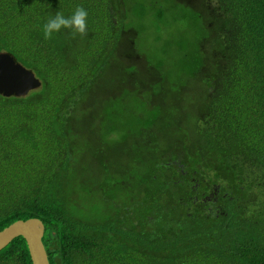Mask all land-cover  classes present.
I'll return each mask as SVG.
<instances>
[{
	"label": "trees",
	"instance_id": "trees-1",
	"mask_svg": "<svg viewBox=\"0 0 264 264\" xmlns=\"http://www.w3.org/2000/svg\"><path fill=\"white\" fill-rule=\"evenodd\" d=\"M2 52L40 86L0 94V231L41 220L49 264H264V0H0Z\"/></svg>",
	"mask_w": 264,
	"mask_h": 264
},
{
	"label": "water",
	"instance_id": "water-1",
	"mask_svg": "<svg viewBox=\"0 0 264 264\" xmlns=\"http://www.w3.org/2000/svg\"><path fill=\"white\" fill-rule=\"evenodd\" d=\"M40 86L34 74L16 62L14 57L0 53V94L3 96H25ZM44 225L38 218L17 220L0 231V250L13 239L22 237L26 243L32 264H49L42 238Z\"/></svg>",
	"mask_w": 264,
	"mask_h": 264
},
{
	"label": "clouds",
	"instance_id": "clouds-1",
	"mask_svg": "<svg viewBox=\"0 0 264 264\" xmlns=\"http://www.w3.org/2000/svg\"><path fill=\"white\" fill-rule=\"evenodd\" d=\"M87 15V11L79 5L76 6L70 16H64L60 12H56L55 15L51 16L47 22L42 25L44 38L50 37L62 27L70 29L72 33L84 35L86 32Z\"/></svg>",
	"mask_w": 264,
	"mask_h": 264
},
{
	"label": "flooded vegetation",
	"instance_id": "flooded-vegetation-1",
	"mask_svg": "<svg viewBox=\"0 0 264 264\" xmlns=\"http://www.w3.org/2000/svg\"><path fill=\"white\" fill-rule=\"evenodd\" d=\"M214 192H209L208 194H207V196L208 197H212V194H213Z\"/></svg>",
	"mask_w": 264,
	"mask_h": 264
},
{
	"label": "rangeland",
	"instance_id": "rangeland-1",
	"mask_svg": "<svg viewBox=\"0 0 264 264\" xmlns=\"http://www.w3.org/2000/svg\"><path fill=\"white\" fill-rule=\"evenodd\" d=\"M93 102H94V100H90V101H89V103H93Z\"/></svg>",
	"mask_w": 264,
	"mask_h": 264
}]
</instances>
